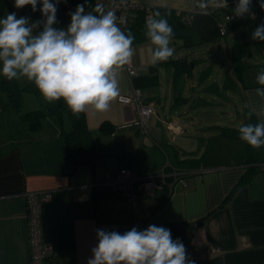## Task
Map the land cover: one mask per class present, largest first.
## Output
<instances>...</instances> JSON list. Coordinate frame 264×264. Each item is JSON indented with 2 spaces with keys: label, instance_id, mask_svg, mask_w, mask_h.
<instances>
[{
  "label": "crops",
  "instance_id": "obj_1",
  "mask_svg": "<svg viewBox=\"0 0 264 264\" xmlns=\"http://www.w3.org/2000/svg\"><path fill=\"white\" fill-rule=\"evenodd\" d=\"M133 1L150 5L167 18L174 33L170 59L187 61L190 70L175 76L172 66L150 63L154 46L148 39L133 44L137 75L129 79L121 70L120 94L139 88L155 114L142 135L136 126H124L136 118L133 105L115 100L107 112H85L98 153L93 169L73 165L63 125L55 116L41 118L36 128L29 124L24 114L39 108L35 96L24 94L22 108L0 96V264H30L26 217L30 191H50V201L40 210L42 233L61 262L87 264L98 243V229L123 234L133 227L142 231L156 225L170 229L194 264H264V165L239 184L249 166L246 143L219 133L226 124L240 126L249 106L260 103L254 90L260 87L256 77L264 68V51L252 45L246 25L219 34V18L234 12L238 0H227V8L209 9L210 14L199 11L197 0ZM251 12L259 25L264 22L259 0H252ZM242 33L251 52L245 59L250 65L246 86L237 81L230 62L231 46ZM227 76L234 85L225 88ZM167 121L176 122L184 132L172 140ZM105 122L111 132L100 128ZM182 161L193 172L171 189L162 187L150 198L138 196L134 211L119 195L93 197L92 187H106L122 167L136 174L161 168L169 172ZM85 192L91 195L87 201L79 198ZM208 247L217 250L203 256Z\"/></svg>",
  "mask_w": 264,
  "mask_h": 264
},
{
  "label": "clouds",
  "instance_id": "obj_2",
  "mask_svg": "<svg viewBox=\"0 0 264 264\" xmlns=\"http://www.w3.org/2000/svg\"><path fill=\"white\" fill-rule=\"evenodd\" d=\"M60 2L14 0L16 9L31 6L36 12L38 4L42 5V31L34 32L38 24L30 23L28 17L17 18L15 12L0 19V74L9 81L23 78L34 83L46 103L63 100L73 115L89 109L107 112L120 96L119 76L135 55V36L122 30L114 10L105 12L98 6L94 12H86L83 4L70 13L66 30L56 28ZM251 5L252 0H238L234 17L254 15ZM196 7L207 14L209 9L227 8L228 3L197 0ZM259 7L264 11V0H259ZM145 28L154 46L150 63L156 65L173 57L170 44L174 33L167 18L156 11L146 20ZM251 38L264 41V22L255 28ZM256 82L260 87L254 91L260 103L249 106L247 115H255L257 122L240 125L238 134L241 141L260 149L264 147V68ZM96 237L98 243L91 249L87 264H194L184 244L173 240L170 229L162 226L149 225L142 231L133 227L123 234L98 229Z\"/></svg>",
  "mask_w": 264,
  "mask_h": 264
},
{
  "label": "trees",
  "instance_id": "obj_3",
  "mask_svg": "<svg viewBox=\"0 0 264 264\" xmlns=\"http://www.w3.org/2000/svg\"><path fill=\"white\" fill-rule=\"evenodd\" d=\"M14 2V0H12ZM55 2V0H53ZM83 4L85 6L86 12H94L98 7L95 0H62L57 5V23L54 27L66 30L68 25L71 22L70 13H73L76 10L77 5ZM42 7L41 4H38V10L33 12L31 6H25L22 9H16L13 4L8 3L5 7L2 0H0V19L5 18L8 13H16L17 18L20 17H28L30 23L38 24V27H34V32L42 31V21L43 16L39 11V8ZM154 9V7H153ZM155 12V9H154ZM136 15L132 18L130 16V25L124 29L125 32L131 31L135 36V40L133 44L137 41L147 39L145 32V16L143 11H135ZM39 22V23H38ZM246 25L248 29V34L250 37V41L252 45L259 51H264V41H257L251 38L252 32L255 30L259 23L256 19H252L250 17H246L242 21H238L235 23H230L228 25V29L235 26ZM250 52V42L247 39L246 33H242L237 36L231 46L230 51V62L231 67L235 73L237 81L242 83L244 86L246 81V76L248 75V71L250 70V65L246 62V58L249 57ZM168 66H172L174 75L178 76L183 69L190 70V64L187 61L182 59H169L166 62H163ZM207 74V72H205ZM228 84V85H227ZM225 88L228 86L232 87L234 85L233 81L230 77H226L225 79ZM0 90L4 91L7 95V102L13 105L16 108H19L22 102V94L23 92H28L35 96L39 103V108L36 110L29 111L24 114L26 119L28 120L31 126L38 127L40 125V120L46 116H55L61 125H63V116L67 115L68 119L71 123V128L67 131L63 129V136L66 142L67 150L69 156L73 162L75 167L77 166H89L91 169L94 167V162L98 157V153L96 151L95 142L93 136L91 134L90 129L87 126L86 113H81L78 116L73 115L64 104L63 100L54 102V103H46L39 91L35 87L34 83L28 82L23 86H20L15 79L12 81L7 80L0 74ZM257 119L253 115L249 117L246 114V117L242 124L247 123H256ZM241 124V125H242ZM111 126L109 123H102L100 128L104 132H111ZM239 127V126H238ZM238 127H219L220 135L230 138H239ZM246 159L245 162L249 165L247 173L244 174L240 180L239 184L246 182L249 180L250 172L258 169L261 165H264V147L260 149H253L249 145L246 144ZM175 168L179 169H190L189 166H186L182 162L174 164ZM99 188V190H98ZM103 189V190H102ZM114 194L106 187L94 186L92 187V194L95 199L99 200L100 198H104L106 194Z\"/></svg>",
  "mask_w": 264,
  "mask_h": 264
},
{
  "label": "built area",
  "instance_id": "obj_4",
  "mask_svg": "<svg viewBox=\"0 0 264 264\" xmlns=\"http://www.w3.org/2000/svg\"><path fill=\"white\" fill-rule=\"evenodd\" d=\"M97 5L105 12L114 10L118 17L119 26L124 30L130 25V13L135 11H143L145 20L152 17L154 9L152 6L142 3L134 2L133 0H95ZM211 11L208 10L207 14ZM181 15L183 20L188 21L186 14ZM229 17V19H227ZM246 17H253V15L246 14L243 18L234 17V12L223 14L218 21L219 34L225 35L230 23H235L244 20ZM120 19L123 23H120ZM127 78H132L137 75V70L131 62L130 65L124 67ZM117 100L122 104L133 105L136 112V118L126 123L124 126H136L142 135L147 134V127L149 118L155 114L154 107L148 103L142 91L139 88H134L128 94H120ZM166 128L172 131L174 137L184 132L183 127L174 121H167ZM167 166H171L167 163ZM191 169H179L171 167L169 172L164 168L156 172L146 174H136L130 167L120 168L115 176L105 183V186L114 194L122 197L131 211L135 210L138 196L147 198L152 197L155 192L162 187L171 189L173 183L179 180L182 176L192 173ZM170 180V181H169ZM83 201L91 198L90 193L85 192L79 197ZM51 199L50 191H30L26 194L27 209L26 217L28 224V243L30 248V264H76L58 261L55 258L54 245L45 240L42 233L41 224V206ZM140 230V229H137ZM217 249L208 247L203 251V256L215 252Z\"/></svg>",
  "mask_w": 264,
  "mask_h": 264
},
{
  "label": "rangeland",
  "instance_id": "obj_5",
  "mask_svg": "<svg viewBox=\"0 0 264 264\" xmlns=\"http://www.w3.org/2000/svg\"><path fill=\"white\" fill-rule=\"evenodd\" d=\"M2 2H3V4H4V6L6 7L7 6V4L8 3H11V4H13L14 5V2L12 1V0H2ZM223 60H224V57L223 58H221L220 60H218V62L219 63H221V62H223ZM225 62H226V60H225ZM217 63V62H216ZM0 68H2V65H0ZM217 68V67H216ZM216 68H215V70H216ZM20 86H23V85H25L26 83H28L29 81H27L26 79H20V80H15ZM27 94V96H29V97H31L30 99H35L34 98V96H32L31 94H29L28 92H23V94H22V102H21V108L23 107V102H25L26 100H25V95ZM0 96L1 97H3L4 99H7V95H6V93L4 92V91H2V90H0ZM34 101V100H33ZM36 101V100H35ZM37 103V102H36ZM225 127H229V125H224Z\"/></svg>",
  "mask_w": 264,
  "mask_h": 264
},
{
  "label": "water",
  "instance_id": "obj_6",
  "mask_svg": "<svg viewBox=\"0 0 264 264\" xmlns=\"http://www.w3.org/2000/svg\"><path fill=\"white\" fill-rule=\"evenodd\" d=\"M71 128L70 120L68 119L67 115L63 116V129L65 131L69 130Z\"/></svg>",
  "mask_w": 264,
  "mask_h": 264
}]
</instances>
